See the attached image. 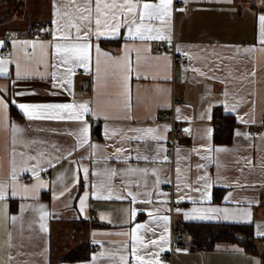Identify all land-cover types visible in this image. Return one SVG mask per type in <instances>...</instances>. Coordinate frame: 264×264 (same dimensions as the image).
Listing matches in <instances>:
<instances>
[{"label":"crops","instance_id":"1","mask_svg":"<svg viewBox=\"0 0 264 264\" xmlns=\"http://www.w3.org/2000/svg\"><path fill=\"white\" fill-rule=\"evenodd\" d=\"M56 2L20 0L12 8L0 0V59L7 61L6 75L0 76V99L7 105L0 107V264H123L121 256L135 264L126 234L138 224L147 225L138 233L148 244L140 254L158 264H264L259 239L258 252L222 241L160 258L169 249L171 224H251L254 236L264 237V45L259 41L264 0H187L185 7L178 6L184 0H173L170 30L161 20L145 21L170 34V41L133 39L126 27L115 38H93L108 55L97 65L92 52L86 69L75 68L70 89L59 86L69 65L55 58L54 47L67 42L54 41L52 34L38 37L48 25L56 30ZM173 53L186 56L188 66L177 63ZM18 70L28 75L17 79ZM81 102L90 109L84 115L88 143L82 147H75L81 122L28 120L18 107ZM217 108L235 118L230 143L213 142ZM171 116L190 130L186 145L172 156ZM254 124L260 129L253 130ZM12 125L22 131L14 134ZM147 128L162 139H127L141 135L130 129ZM118 148L124 149L119 158ZM220 148L227 151H215ZM40 152L45 156L34 172L38 161L28 157ZM138 155L155 162L137 160ZM128 167L148 172L129 175ZM112 169L118 174L109 178ZM109 193L111 199L103 198ZM213 208L226 212L208 211ZM83 246L90 248L88 256L70 259Z\"/></svg>","mask_w":264,"mask_h":264},{"label":"snow or ice","instance_id":"2","mask_svg":"<svg viewBox=\"0 0 264 264\" xmlns=\"http://www.w3.org/2000/svg\"><path fill=\"white\" fill-rule=\"evenodd\" d=\"M187 3V0H184ZM172 4L173 0H159L158 3L151 2H141V0H57L54 4V17H56L52 23L56 25V30L52 32L54 41H65L67 43H54L56 51V59L64 64L69 65L66 69V74L59 77V86L67 85L69 89L72 86V75L74 74L76 67L87 68L88 63L91 59L92 52L95 53L97 59V65H99L100 57L107 56V53H104L99 48V45L92 44L91 41L93 38L99 40L100 38H115L120 35V29L122 27L127 28V35L133 39L140 40H171L170 34L165 35L160 28L153 27L152 24L145 23V21L161 20L166 28H169V21L172 15ZM94 5V6H93ZM184 11V9H179ZM62 20H66V23H62ZM139 21V22H138ZM261 21V32L259 41L264 45V16L260 17ZM2 43V42H0ZM35 46V45H33ZM44 45L41 44L40 47ZM246 51L252 52L254 49H247ZM7 64L6 60L0 59V76L6 75V68L4 65ZM128 71H131L128 68ZM198 71V70H197ZM28 74H22L19 70L17 71V79L25 78ZM53 81L58 80L57 72L51 74ZM127 80V77H125ZM58 84L54 83L53 87H57ZM2 91V90H0ZM13 103H15L13 101ZM0 107L7 108V105L4 103L3 99H0ZM21 113L28 119H47V120H71L81 122V129L79 133V142L75 147H82L84 144L88 143V127L86 122H84V115L89 113L90 109L87 103L81 102L78 104H45V105H28V104H19L18 105ZM179 112V109H177ZM131 119V117H129ZM165 131H168L167 126H165ZM13 133L21 132L16 125H12ZM133 132H140L139 136L127 137L129 140H140L148 139L151 140H160L161 136L157 135V130L154 128L147 129H130ZM187 133L190 130L184 129ZM69 135H72L69 133ZM237 135H241L239 132ZM13 143H24L20 139H14ZM33 143H36L35 141ZM94 150L96 145L91 146ZM124 149H116L117 158L120 157ZM211 151V149H209ZM217 152H225L227 149H216ZM71 155V152L68 153ZM94 154V153H93ZM23 155V153H21ZM45 153L40 152L37 157L29 156L28 158L36 159L38 161L36 167L33 171H36V168L39 167L40 158L44 157ZM62 157H56L55 159H60ZM137 160H152L155 162V158L148 155H138L135 157ZM165 161L167 157H164ZM49 166H51L52 161H45ZM251 164V161L248 162ZM198 167H201L198 165ZM85 174H87L88 169H83ZM147 174V169L141 168H131L126 169V174L135 175L136 173ZM118 173L115 169L110 171V177L116 176ZM153 175H158L156 170H153ZM178 179H179V169H177ZM93 175H99V173H93ZM156 183H160V180L157 179ZM100 187H104V184L101 183ZM95 187V185H94ZM207 187V185H206ZM3 188L4 185H0V199H3ZM131 196L132 201H136V196L132 194L131 191L128 193ZM96 198H102L97 196ZM105 199H111V193ZM117 199H122L123 197H116ZM86 199V198H85ZM150 202V201H148ZM82 210L84 205V199L81 200ZM179 211V209L177 210ZM193 211H199L194 209ZM211 212H220L226 210L221 209H209ZM46 216L47 213H44ZM131 215L134 217L136 211L133 209ZM151 215V213H149ZM244 215H250V213H244ZM103 218V217H102ZM15 219V218H13ZM43 219V216L41 217ZM163 220L167 221V217H163ZM41 230H46L43 224L40 225ZM141 229H147V225L138 224L135 228L131 230V233L126 234L131 236L133 241L131 245V256L135 264H158L156 261L146 260L144 255H141V251L148 247V244L144 242V238L138 233ZM150 231V229H148ZM164 239V237H161ZM152 245H156L158 242L155 240L150 241ZM121 261L123 264H127L128 258L121 256Z\"/></svg>","mask_w":264,"mask_h":264},{"label":"trees","instance_id":"3","mask_svg":"<svg viewBox=\"0 0 264 264\" xmlns=\"http://www.w3.org/2000/svg\"><path fill=\"white\" fill-rule=\"evenodd\" d=\"M10 7H17L20 0H6ZM214 132L213 142L215 144L230 143L236 121L233 115L224 113L220 108L213 112ZM184 232L188 233L191 241L199 248H212L217 242H231L241 245L244 249L258 252L255 241L262 242L261 252L264 262V237L257 238L253 234L251 224H229V223H201L185 222L181 225ZM90 248L83 246L69 257L72 260L83 259L88 256Z\"/></svg>","mask_w":264,"mask_h":264},{"label":"built area","instance_id":"4","mask_svg":"<svg viewBox=\"0 0 264 264\" xmlns=\"http://www.w3.org/2000/svg\"><path fill=\"white\" fill-rule=\"evenodd\" d=\"M178 6L185 7L186 3L182 2L178 4ZM52 31H53L52 26L48 25L38 32V37L47 38L51 35ZM8 35L12 36V32L9 31ZM157 51L158 52L161 51V48L159 47ZM3 54L4 56H7V51L3 50ZM173 55H174V60L177 63H179L180 65L184 67L188 66V58L186 56L180 57L176 55L175 53H173ZM169 122H170V127H171L170 128V139H169V153H170V156H172L174 154L175 148L186 145L187 141H186V132L184 131L185 129L184 125L178 123L174 119L173 116L170 117ZM93 123L97 124L98 122L94 121ZM262 123H264V117H263ZM260 126L261 124H254L253 130H259ZM197 249H198V246L196 244L188 243L186 241L185 232L181 227L171 224L169 249H168V252L162 254L160 258L163 261L170 260L172 253L174 251L187 253V252H195L197 251Z\"/></svg>","mask_w":264,"mask_h":264},{"label":"rangeland","instance_id":"5","mask_svg":"<svg viewBox=\"0 0 264 264\" xmlns=\"http://www.w3.org/2000/svg\"><path fill=\"white\" fill-rule=\"evenodd\" d=\"M24 18V17H23Z\"/></svg>","mask_w":264,"mask_h":264}]
</instances>
